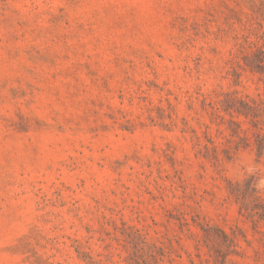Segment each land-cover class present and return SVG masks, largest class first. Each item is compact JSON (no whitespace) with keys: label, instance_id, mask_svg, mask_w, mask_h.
I'll list each match as a JSON object with an SVG mask.
<instances>
[{"label":"rangeland","instance_id":"rangeland-1","mask_svg":"<svg viewBox=\"0 0 264 264\" xmlns=\"http://www.w3.org/2000/svg\"><path fill=\"white\" fill-rule=\"evenodd\" d=\"M0 264H264V0H0Z\"/></svg>","mask_w":264,"mask_h":264}]
</instances>
